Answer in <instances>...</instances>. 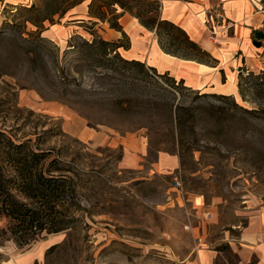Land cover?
Returning a JSON list of instances; mask_svg holds the SVG:
<instances>
[{
    "label": "rangeland",
    "instance_id": "1",
    "mask_svg": "<svg viewBox=\"0 0 264 264\" xmlns=\"http://www.w3.org/2000/svg\"><path fill=\"white\" fill-rule=\"evenodd\" d=\"M71 3L0 0V130L60 153L81 176L72 227L20 245L0 218V264H264V120L246 112L264 108V93L250 71L232 98L144 61L112 63L113 52H87L84 40L128 36L88 4L157 23L163 0H82L59 16ZM159 31L165 45L187 46L177 28ZM132 134L145 146L134 166L121 139L132 145ZM162 157L176 166L158 170Z\"/></svg>",
    "mask_w": 264,
    "mask_h": 264
},
{
    "label": "trees",
    "instance_id": "2",
    "mask_svg": "<svg viewBox=\"0 0 264 264\" xmlns=\"http://www.w3.org/2000/svg\"><path fill=\"white\" fill-rule=\"evenodd\" d=\"M71 1L72 3L67 8L59 13L54 11L52 15L58 13L59 16H62L69 7L82 0ZM88 5V11L91 16L107 22L109 27L120 30L122 35L127 37L118 22L121 15L116 16L114 10H112L110 12L112 17L107 18L105 16L107 5L101 4L97 10L98 14L91 10V4ZM161 6L162 4H160ZM136 17L144 27L155 31L158 43L164 51L202 62H214L215 59L191 40L186 32L175 23L164 18L155 23L154 18H142L139 15ZM160 24H167L177 28L184 36L183 42L187 46L181 47L173 40L169 41L168 45H165L159 39ZM263 31H260L258 36L252 38V43L257 47L261 46L260 39L264 38ZM84 45L88 48L87 52L101 53L102 57L113 52V56L106 59L112 63H116L118 60V63L142 64V61L124 58L118 51L120 47L127 48L129 46V39L128 43L123 45L102 38L98 41L93 38L92 40H84ZM189 51H194L195 53L189 55ZM96 61L105 64L103 58H97ZM260 69L262 70L257 74L251 69H246L250 71L248 73L255 79L252 88L256 90L257 95L264 93V66ZM243 72L244 69L241 68L238 82L240 92L242 90L241 79ZM156 75L168 74L159 73ZM230 97L233 98V96ZM246 112L262 113L260 118L264 120V108L246 109ZM74 165L73 162L63 158L60 153L41 148L37 141H32L30 138L15 141L10 135L0 130V218L6 219L9 234L20 245L29 243L42 232L56 233L72 227L75 221L74 213L78 207L81 182L80 172Z\"/></svg>",
    "mask_w": 264,
    "mask_h": 264
},
{
    "label": "crops",
    "instance_id": "3",
    "mask_svg": "<svg viewBox=\"0 0 264 264\" xmlns=\"http://www.w3.org/2000/svg\"><path fill=\"white\" fill-rule=\"evenodd\" d=\"M27 1L4 0L13 6ZM216 9L223 14L221 18L216 16ZM161 15L180 26L191 40L215 59L214 62H202L164 51L155 32L144 27L136 17L129 15L131 19L121 22L125 14L119 18L129 39V46L120 50L124 58L144 61L158 73L170 75L191 90L233 97L239 92L240 69L256 71L263 67L264 42L255 46L252 35L254 30L264 26V0H163ZM256 56L261 59L258 60L260 65L255 62L251 67L248 61H255ZM133 136L132 145L129 137L121 136L128 151L134 150V156L126 153L124 159L126 165L131 166L139 160L145 148L143 138ZM167 161L163 157L157 160L158 170L164 169V165L176 166L175 158Z\"/></svg>",
    "mask_w": 264,
    "mask_h": 264
},
{
    "label": "built area",
    "instance_id": "4",
    "mask_svg": "<svg viewBox=\"0 0 264 264\" xmlns=\"http://www.w3.org/2000/svg\"><path fill=\"white\" fill-rule=\"evenodd\" d=\"M215 14L217 17H222L223 14L221 13V11H219L218 9H216L215 11ZM175 180V189L178 191V192H182V187H181V183L178 181V176L174 179Z\"/></svg>",
    "mask_w": 264,
    "mask_h": 264
}]
</instances>
